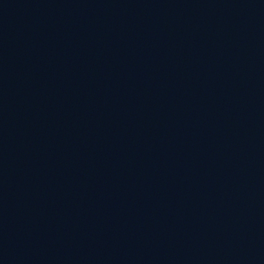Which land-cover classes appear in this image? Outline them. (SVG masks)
Here are the masks:
<instances>
[{
  "label": "water",
  "instance_id": "water-1",
  "mask_svg": "<svg viewBox=\"0 0 264 264\" xmlns=\"http://www.w3.org/2000/svg\"><path fill=\"white\" fill-rule=\"evenodd\" d=\"M0 264H264V0H0Z\"/></svg>",
  "mask_w": 264,
  "mask_h": 264
}]
</instances>
